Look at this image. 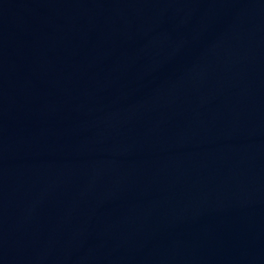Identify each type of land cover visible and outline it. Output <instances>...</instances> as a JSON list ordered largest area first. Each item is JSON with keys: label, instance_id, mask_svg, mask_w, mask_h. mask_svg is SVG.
Returning a JSON list of instances; mask_svg holds the SVG:
<instances>
[{"label": "water", "instance_id": "95a60500", "mask_svg": "<svg viewBox=\"0 0 264 264\" xmlns=\"http://www.w3.org/2000/svg\"><path fill=\"white\" fill-rule=\"evenodd\" d=\"M0 264H264V0H0Z\"/></svg>", "mask_w": 264, "mask_h": 264}]
</instances>
